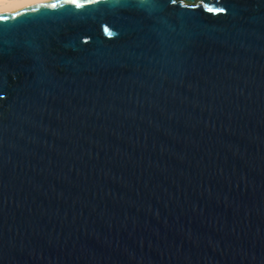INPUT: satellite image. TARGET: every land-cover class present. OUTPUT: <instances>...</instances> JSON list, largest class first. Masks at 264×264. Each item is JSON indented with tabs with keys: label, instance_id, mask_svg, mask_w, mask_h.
Returning <instances> with one entry per match:
<instances>
[{
	"label": "water",
	"instance_id": "water-1",
	"mask_svg": "<svg viewBox=\"0 0 264 264\" xmlns=\"http://www.w3.org/2000/svg\"><path fill=\"white\" fill-rule=\"evenodd\" d=\"M0 264H264V0L0 14Z\"/></svg>",
	"mask_w": 264,
	"mask_h": 264
},
{
	"label": "bare ground",
	"instance_id": "bare-ground-1",
	"mask_svg": "<svg viewBox=\"0 0 264 264\" xmlns=\"http://www.w3.org/2000/svg\"><path fill=\"white\" fill-rule=\"evenodd\" d=\"M49 0H0V14L9 13L25 7L44 3Z\"/></svg>",
	"mask_w": 264,
	"mask_h": 264
}]
</instances>
